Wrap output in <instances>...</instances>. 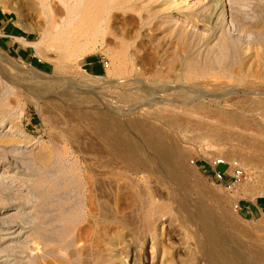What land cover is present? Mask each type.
<instances>
[{
  "label": "rangeland",
  "instance_id": "rangeland-1",
  "mask_svg": "<svg viewBox=\"0 0 264 264\" xmlns=\"http://www.w3.org/2000/svg\"><path fill=\"white\" fill-rule=\"evenodd\" d=\"M114 11L106 38L84 45V55L72 44L58 56L50 39L41 40L42 17L27 0H0V47L13 60L0 54V264H206L162 195L166 184L125 168L89 128L73 102L86 92L93 101L80 104L82 110L89 104L127 109L177 138L189 158L193 189L201 186L224 200L232 246L247 257L264 251V168L247 163L252 149L234 135L263 130L264 137V0H123ZM173 14L185 28L171 26ZM170 116L178 125H170ZM212 121L223 125L227 140L210 134ZM222 152L227 161L213 166ZM236 167L244 172L239 181L232 177ZM214 170L227 179L219 180ZM141 188L147 199L155 197L153 218L141 213ZM251 202L258 208L247 212ZM11 223L22 224L14 244L5 238Z\"/></svg>",
  "mask_w": 264,
  "mask_h": 264
},
{
  "label": "bare ground",
  "instance_id": "bare-ground-1",
  "mask_svg": "<svg viewBox=\"0 0 264 264\" xmlns=\"http://www.w3.org/2000/svg\"><path fill=\"white\" fill-rule=\"evenodd\" d=\"M30 6V9L39 13L43 20V27L41 28V40L50 39L57 49V55L62 54V50L70 47L72 44L80 45L79 47V55H84L86 53V49L83 47L84 45L95 42L100 36H105L106 28L108 25V22L110 18L114 14V10L119 9L123 6V0H27ZM137 1V0H136ZM153 1V0H152ZM202 0H200L201 2ZM206 1V0H204ZM133 2V1H132ZM146 2V1H145ZM155 2V1H154ZM159 2V1H158ZM157 2V4H158ZM178 2V1H177ZM139 3V1H138ZM168 1L166 2V4ZM161 4V2H160ZM169 4V3H168ZM150 5H152L150 3ZM147 6V5H146ZM133 7V6H132ZM156 7V6H155ZM140 8V7H139ZM162 8V7H160ZM166 8V7H165ZM138 9V7H137ZM144 9V8H143ZM170 9V8H169ZM140 10V9H139ZM145 10V9H144ZM154 10V9H153ZM152 10V11H153ZM156 10V9H155ZM154 10V11H155ZM160 9L157 8L156 11ZM166 10V9H165ZM155 11V12H156ZM168 11V9H167ZM118 12V11H116ZM147 12V11H146ZM146 12H144L146 16ZM151 12V11H150ZM164 11H162L163 14ZM148 13V12H147ZM158 13V12H157ZM165 13V12H164ZM169 13V11L167 12ZM166 13V14H167ZM200 13V12H199ZM143 14V12H142ZM150 14V13H148ZM161 14V13H160ZM184 14V13H183ZM186 14V13H185ZM198 15V14H197ZM203 15V14H202ZM163 16V15H162ZM183 16V15H182ZM151 17V16H150ZM158 17V16H156ZM167 17V16H166ZM198 17V16H197ZM147 18V17H146ZM162 18V17H161ZM169 18V17H168ZM141 19V18H140ZM145 19V17L143 18ZM149 19V18H148ZM153 19V18H152ZM151 19V21H152ZM163 19V18H162ZM159 18V20H162ZM185 19V17H184ZM187 19V18H186ZM185 19V20H186ZM158 19L154 20L157 21ZM158 20V21H159ZM164 20V19H163ZM194 20V19H193ZM198 20V19H195ZM205 20V19H204ZM150 21V22H151ZM183 19L176 16V14H173L170 16V20L168 22H174L169 24L171 26H179L180 29L184 27ZM144 22V21H143ZM147 22V21H146ZM145 22V23H146ZM153 22V21H152ZM167 22V23H168ZM193 22V21H192ZM203 22V21H202ZM202 24V23H201ZM142 25V24H141ZM145 25V24H144ZM150 25V24H149ZM152 25V24H151ZM161 25V24H160ZM189 25V24H188ZM194 25V24H193ZM200 25V24H199ZM244 25V24H243ZM159 26V25H158ZM163 26V25H162ZM161 26V27H162ZM197 26V25H196ZM156 27V25H155ZM164 27V26H163ZM162 27V28H163ZM187 27V26H186ZM143 28V27H142ZM154 28V27H153ZM173 28V27H171ZM170 30V33L174 35V31L176 28L172 30L174 33H172ZM185 28V27H184ZM183 28V29H184ZM191 28V27H190ZM108 29V28H107ZM152 29V28H151ZM157 29V28H156ZM155 29V30H156ZM168 29V28H167ZM263 29V28H262ZM261 29V30H262ZM177 30V29H176ZM164 31V30H163ZM178 33L179 30H177ZM181 31V30H180ZM189 31V30H187ZM191 31V30H190ZM189 31V33H190ZM160 32V31H159ZM184 30L182 31V33ZM121 33V32H120ZM188 33V32H187ZM170 34V35H171ZM187 35V34H186ZM173 37V36H172ZM171 37V38H172ZM180 37V36H179ZM104 38V37H103ZM106 38V36H105ZM122 38V37H121ZM40 40V41H41ZM102 40V39H101ZM180 40V39H179ZM263 40V39H262ZM122 41V40H121ZM223 43V42H222ZM34 45V44H33ZM39 46V45H38ZM90 48V46H89ZM247 48H249L247 46ZM70 49V48H69ZM76 50V49H75ZM120 55V52H118ZM117 53V54H118ZM124 53V52H123ZM0 54L5 56L10 61H13L10 56L6 54V52L0 47ZM122 54V53H121ZM126 54V52H125ZM248 54V53H246ZM123 55V54H122ZM124 56V55H123ZM122 56V57H123ZM126 56V55H125ZM129 56V55H128ZM252 56V55H251ZM128 58V57H127ZM254 58V57H253ZM257 62V61H256ZM127 81V80H126ZM136 82V81H133ZM140 82V81H139ZM141 83V82H140ZM144 83V82H142ZM26 84V83H25ZM137 84V83H136ZM209 84V83H208ZM134 85V84H133ZM141 85V84H140ZM211 85V84H210ZM222 85V84H221ZM21 86V85H20ZM145 86V85H144ZM145 87H143L144 89ZM76 89V88H75ZM138 89V88H137ZM140 90V88H139ZM187 90V89H186ZM70 91V90H69ZM80 91V90H79ZM78 91V93H79ZM87 91V90H85ZM90 91H93L90 89ZM72 92V91H71ZM69 92V93H71ZM74 92V90H73ZM74 93H77L76 91ZM50 93V92H49ZM52 93V92H51ZM261 93V92H260ZM64 90V95H65ZM79 95V94H78ZM92 94L89 92L84 93L83 95L75 98H73V102L77 105L78 111H80V114L83 118L88 120L89 128L93 130L96 134L99 135L100 141L103 144V148L109 152H112L114 155L120 157V160L122 159L124 163L125 168L132 170V171H140L143 172L147 171L151 174H155L157 178H159L162 182H164L165 190H161V193L165 198H167L171 204L174 211H175V217L178 218L183 222L186 229L189 231V233L194 238L196 244L198 245L202 257L205 260L204 262L206 264H264V251L255 250L252 254H250L248 257L244 256V254L238 252L235 249V246L233 247L232 244L227 239L228 233L226 231L227 225H229V217L227 215L225 202L220 197H214L211 193H208L207 190H205L201 186L195 187L193 189V185L189 181L190 176L188 178L186 167H188V157L185 153V150L181 147L179 140L177 138L172 137L171 135L164 132L162 129L158 128L157 126L150 124L149 122L143 120L139 117H133L132 112L133 111H121L116 110L113 111L111 108H108L105 106H101L98 104H89L87 110H82V106L80 104L84 103H91ZM67 96V95H66ZM73 96V95H72ZM97 96V95H96ZM253 96V95H252ZM66 99L68 97H65ZM94 99V98H93ZM101 99V97H100ZM185 99V98H184ZM70 100V99H69ZM95 100V99H94ZM100 101L99 99H97ZM187 100V98H186ZM68 102V101H67ZM72 102V101H71ZM183 104V103H182ZM197 104V103H196ZM75 105V106H76ZM80 105V107H79ZM186 105V104H185ZM71 106V105H69ZM73 106V105H72ZM205 106V105H204ZM84 107H87L86 105ZM160 107V106H159ZM163 107V106H162ZM165 107V106H164ZM163 107V108H164ZM207 107V106H206ZM74 108V107H73ZM168 108V107H165ZM180 108V107H179ZM196 108V107H195ZM116 109V108H115ZM121 109V108H119ZM159 109V108H158ZM172 109V108H171ZM166 109V111L170 112L172 110ZM174 109V107H173ZM191 109V108H189ZM198 109V108H197ZM196 109V110H197ZM130 110V109H129ZM162 110V109H161ZM178 110V109H177ZM181 110V109H180ZM179 110V111H180ZM188 110V108H187ZM193 110V109H191ZM263 110V109H262ZM77 111V112H78ZM135 111V110H134ZM202 112V110L200 109ZM208 111V110H207ZM213 111V110H212ZM162 112V111H161ZM176 112V111H175ZM174 112V113H175ZM185 112V111H184ZM198 112V111H197ZM196 112V114H197ZM200 112V113H201ZM260 112V111H259ZM76 113V112H75ZM136 113V112H134ZM164 113V112H163ZM166 113V112H165ZM190 113V112H189ZM193 113V112H192ZM190 113V114H192ZM205 113H207L205 111ZM211 113V112H210ZM213 113V112H212ZM219 113V112H218ZM221 113V112H220ZM144 114V113H143ZM148 114V113H147ZM173 114V112H172ZM178 114V113H177ZM185 114V113H183ZM195 114V113H193ZM217 115V113H215ZM213 113V115H215ZM69 115V114H68ZM123 116V122H121ZM203 115V114H202ZM206 115V114H205ZM204 115V116H205ZM145 116V115H144ZM153 116V115H152ZM168 116V115H167ZM172 116V115H171ZM171 116L169 117L170 125H178L177 122H174L171 119ZM221 116V114H219ZM223 116H226L225 114ZM239 116V115H237ZM236 116V117H237ZM243 116V115H241ZM261 116V115H260ZM68 117V116H67ZM180 117V116H179ZM183 117V116H182ZM181 117V118H182ZM200 117V116H199ZM207 117V116H206ZM216 117V116H215ZM257 117V116H256ZM145 118V117H144ZM147 118V116H146ZM156 118V117H154ZM163 118V117H162ZM164 118L168 120V117ZM173 118V116H172ZM178 118V117H177ZM190 118V117H189ZM203 118V116H202ZM218 118V117H217ZM223 119V117H220ZM225 118V117H224ZM259 118V117H258ZM82 119V118H81ZM212 119V117H211ZM215 119V118H214ZM219 119V118H218ZM219 119L220 121H223ZM230 119V118H229ZM232 119V118H231ZM243 119V118H242ZM248 119V118H247ZM180 123L182 122L181 119ZM200 120V118H199ZM209 120V119H208ZM206 120V122L208 121ZM218 120V121H219ZM236 120V119H235ZM252 120V119H251ZM178 121V120H177ZM216 121V120H214ZM227 121V118H226ZM229 121V120H228ZM247 121V120H246ZM260 121V120H259ZM179 122V121H178ZM192 122V121H190ZM196 122V121H195ZM193 122V123H195ZM213 122V121H212ZM225 122V121H224ZM236 122L238 123L239 120L237 118ZM241 122V121H240ZM55 123V122H54ZM165 123V122H164ZM168 123V122H167ZM198 123V122H196ZM219 123V124H218ZM213 124L209 122L210 127L209 131L210 134L213 136L220 137L221 139L228 138V133L226 130L220 131V122ZM243 123V122H242ZM240 123V124H242ZM58 124V123H57ZM169 124V123H168ZM192 124V123H191ZM201 124V123H200ZM194 124L196 126L200 125ZM224 124V123H223ZM227 124V123H226ZM230 124V122H229ZM233 124V122H232ZM231 124V126H232ZM239 124V123H238ZM86 125V124H85ZM167 125V124H166ZM206 125V123H205ZM235 125V124H234ZM237 125V124H236ZM246 125V124H245ZM256 125V124H255ZM169 126V125H168ZM209 126V125H207ZM206 126V127H207ZM194 127V126H193ZM223 127V125H222ZM233 127V126H232ZM87 128V127H86ZM176 128V127H175ZM180 128V127H179ZM192 128V126H191ZM205 128V127H204ZM230 128V127H227ZM197 129V127H196ZM224 129V128H223ZM232 130V128H230ZM236 129V128H235ZM251 129V128H250ZM89 130V131H91ZM177 130V129H176ZM207 130V129H206ZM231 130H227L230 134ZM234 130V129H233ZM237 130V129H236ZM243 130V129H242ZM254 130V129H252ZM70 131V130H69ZM203 131V130H202ZM239 131V130H238ZM249 131V130H244ZM196 132V131H195ZM235 133L234 131H232ZM255 133V131H252ZM260 132V131H259ZM263 132V130H262ZM261 132V133H262ZM207 133V132H206ZM237 133V131H236ZM239 133V132H238ZM237 133V134H238ZM261 133H255L253 135L246 134L244 135H237L234 134L238 139H245L246 142H248L249 147L252 149V157L247 158L248 164L251 163V165H254L255 167H261L264 168V137ZM94 134V133H93ZM94 134L95 136H97ZM192 134V133H191ZM242 134V132H241ZM77 135V133L75 134ZM73 135V136H75ZM85 135V131L84 134ZM90 135V133H89ZM232 135V133L230 134ZM71 136V135H70ZM80 136V135H79ZM93 137V136H92ZM91 137V138H92ZM197 137V136H196ZM202 137V136H201ZM206 137V136H204ZM234 136H232L233 138ZM235 137V138H236ZM81 138V137H80ZM190 138V137H189ZM208 138V137H207ZM212 138V137H211ZM214 138V137H213ZM212 138V139H213ZM186 139V138H185ZM231 139V138H230ZM95 140V139H94ZM187 140V139H186ZM208 140V139H207ZM211 140V139H209ZM220 140V139H219ZM227 140V139H224ZM236 140V139H235ZM241 141V140H240ZM244 141V140H242ZM94 142V141H93ZM245 142V141H244ZM19 143V142H18ZM99 143V142H97ZM183 143V142H182ZM23 144V143H22ZM21 144V145H22ZM95 144V143H93ZM243 144V143H242ZM241 144V145H242ZM247 144V143H245ZM244 144V145H245ZM90 145H92L90 143ZM100 146V144H98ZM185 145V144H183ZM247 145V146H248ZM14 146V145H13ZM16 146V145H15ZM98 146V147H99ZM246 146V145H245ZM243 146V147H245ZM78 147V146H77ZM82 147V146H81ZM79 148V147H78ZM102 148V146H101ZM100 148V150H101ZM237 148V147H236ZM246 148V147H245ZM234 149V148H233ZM250 149V148H249ZM99 150V149H98ZM95 151V150H93ZM104 151V150H103ZM102 153H105V151ZM248 151V150H247ZM87 152V151H86ZM99 152V153H101ZM224 152V151H223ZM222 152V153H223ZM231 152V150H230ZM228 152V153H230ZM235 152V151H234ZM90 153V152H89ZM93 153V152H92ZM97 153V152H94ZM88 154V153H87ZM91 154V153H90ZM89 154V155H90ZM231 154V153H230ZM233 154V153H232ZM240 154V153H239ZM245 154V153H244ZM104 155V154H103ZM227 155V154H226ZM246 155V154H245ZM95 156V155H94ZM97 156V155H96ZM234 156V155H232ZM98 157V156H97ZM101 157V156H100ZM99 157V158H100ZM190 157V156H189ZM223 158V160L226 162L227 157H225L224 153L223 155L216 156L212 161H217L219 158ZM243 157V156H242ZM249 157V156H248ZM98 158V159H99ZM112 158V157H111ZM114 158V157H113ZM230 158V157H229ZM244 158V157H243ZM85 159V158H84ZM90 160V159H89ZM246 160V157H245ZM86 161V160H85ZM114 159L111 161L113 162ZM105 162V161H104ZM194 162V161H192ZM101 164V163H100ZM109 164V163H108ZM105 167V166H104ZM123 168V167H122ZM191 168V167H190ZM91 171V170H90ZM93 171V170H92ZM126 171V170H125ZM190 173V172H189ZM124 174V173H123ZM101 175V174H100ZM99 175V176H100ZM98 176V175H97ZM195 176V175H194ZM95 177V176H94ZM125 177V176H124ZM99 178V177H98ZM192 178V177H191ZM197 178V176H196ZM127 179V178H126ZM194 179V178H192ZM101 181V180H100ZM192 181V180H191ZM139 182V181H136ZM143 182V181H142ZM159 182V181H158ZM195 182V181H194ZM193 182V183H194ZM103 184V183H102ZM101 184V185H102ZM136 184V183H135ZM141 184V183H140ZM147 184V183H146ZM197 184V183H196ZM152 185V183H151ZM198 185V184H197ZM95 186V185H94ZM137 186V185H136ZM153 186V185H152ZM156 186V185H155ZM129 187V186H128ZM134 187V186H132ZM141 187H143L141 185ZM148 188V187H147ZM147 188L143 189L141 188V201H142V208L143 211L141 212L145 215H149L150 212L153 210V205L155 204L152 197L149 196L150 199H147ZM157 188V186L155 187ZM99 190L98 188H96ZM133 189V188H132ZM150 189V187H149ZM153 189V188H152ZM161 189V188H160ZM101 190V189H100ZM135 191V189H133ZM137 190V189H136ZM149 191V190H148ZM99 192V191H98ZM138 192V190H137ZM136 192V193H137ZM150 192V191H149ZM95 194L96 191H94ZM100 193V192H99ZM154 193V192H153ZM157 193V192H156ZM155 193V194H156ZM195 193L196 198L192 199V194ZM262 193V192H261ZM139 194V193H138ZM149 194V193H148ZM99 195V194H98ZM157 195V194H156ZM97 196V195H96ZM137 196V194H136ZM135 197V196H134ZM138 197V196H137ZM136 197V198H137ZM98 199L100 197H97ZM145 198V199H144ZM144 199V200H143ZM133 200V199H132ZM135 200V199H134ZM137 200V199H136ZM148 200V201H147ZM153 200V201H152ZM159 202V200L157 199ZM98 202H100L98 200ZM139 201H137L138 203ZM164 202V201H163ZM228 202V201H227ZM135 204V201L133 202ZM136 203V204H137ZM101 205L100 203H97V205ZM135 204V205H136ZM158 204V203H157ZM134 205V207H135ZM139 205V204H138ZM165 205V204H164ZM167 205V204H166ZM158 208L160 206L157 205ZM155 206V207H157ZM140 207V206H139ZM153 207V208H152ZM169 209L170 207L167 206ZM103 208V207H102ZM131 208V207H129ZM156 209V208H155ZM154 209V210H155ZM171 209V208H170ZM139 210V209H138ZM137 210V211H138ZM173 210V209H172ZM100 211V210H99ZM102 211V210H101ZM129 211V210H128ZM140 211V210H139ZM158 211V209H157ZM161 211V207L159 209ZM170 211V210H169ZM103 212V211H102ZM130 212V211H129ZM128 212V213H129ZM135 212V211H133ZM2 213V212H1ZM127 213V214H128ZM156 212L154 211V214ZM167 213V212H166ZM169 213V212H168ZM167 213V214H168ZM171 213V211H170ZM174 213V212H173ZM160 214V213H159ZM158 214V215H159ZM129 215V214H128ZM127 217H130L128 216ZM132 215V214H131ZM140 215V214H139ZM172 215V214H171ZM150 218L151 215H149ZM141 217V216H140ZM139 217V218H140ZM144 218V216L142 217ZM141 218V220H142ZM149 218V219H150ZM159 218V217H158ZM173 218V215L171 219ZM157 219V218H156ZM169 219V217H168ZM153 220V219H152ZM160 220V218H159ZM157 220V221H159ZM234 220V219H233ZM124 221V220H123ZM144 221V219L142 220ZM146 221V220H145ZM144 221V222H145ZM164 221V220H163ZM238 221V219H237ZM236 221V223H237ZM150 223L151 221L148 220ZM156 221L152 222L155 224ZM165 222V221H164ZM163 222V223H164ZM171 220L169 221V223ZM4 223V222H3ZM172 223V222H171ZM232 223V222H231ZM230 223V224H231ZM12 224V223H11ZM20 224V223H19ZM19 224H12L8 227L9 232H6V240H9L11 243L17 238H19L22 234V229H20ZM147 224V223H146ZM145 224V226H146ZM162 224V223H161ZM165 224V223H164ZM174 224V223H173ZM9 225V224H6ZM22 225V224H20ZM152 225V224H151ZM157 225V224H156ZM165 226V225H164ZM175 226V225H174ZM233 226V225H232ZM5 227V226H4ZM149 227V226H148ZM162 225H160V228ZM7 228V227H6ZM177 228V227H176ZM148 229V228H147ZM147 229H145L147 231ZM162 229V228H161ZM174 229V228H173ZM237 229V227H236ZM7 230V231H8ZM230 230V229H229ZM150 231V230H149ZM236 231V230H235ZM242 231V230H241ZM152 233V232H151ZM149 233V234H151ZM177 233V232H176ZM181 233V232H180ZM146 234V233H145ZM186 235V234H185ZM176 236V235H175ZM182 236V234H181ZM177 238V237H176ZM182 238V237H181ZM146 239V238H145ZM152 239V238H151ZM186 238L184 237V240ZM3 240V239H2ZM148 240V239H147ZM8 241V242H9ZM181 241V240H180ZM187 241V240H186ZM189 241V240H188ZM9 242V244H10ZM182 242V241H181ZM185 242V241H184ZM187 243V242H185ZM14 244V243H13ZM234 244V243H233ZM7 245V244H6ZM183 246V245H182ZM187 247V246H186ZM239 247V246H238ZM240 248V247H239ZM257 249V248H256ZM9 250V249H8ZM3 252V251H2ZM5 253V252H3ZM149 253V252H148ZM164 254V253H163ZM1 255V254H0ZM4 255V254H3ZM7 255V253H6ZM5 255V256H6ZM20 256V255H19ZM116 256V255H115ZM166 256V255H165ZM4 258V257H3ZM7 259V258H6ZM146 259V257H145ZM148 259V258H147ZM167 259V258H166ZM164 261V259H163ZM167 261V260H166ZM4 262V261H3ZM145 262V261H144ZM2 264V263H1ZM149 264V263H148Z\"/></svg>",
  "mask_w": 264,
  "mask_h": 264
},
{
  "label": "built area",
  "instance_id": "built-area-1",
  "mask_svg": "<svg viewBox=\"0 0 264 264\" xmlns=\"http://www.w3.org/2000/svg\"><path fill=\"white\" fill-rule=\"evenodd\" d=\"M107 64V63H106ZM213 166H218V165H223L225 164V161L223 160V158H219L217 161H214L212 162ZM215 174H216V177L221 180V181H224L225 179H227V175L225 173H222L221 171H216L214 170ZM232 177L236 180V181H239L242 179V177L244 176V172L242 169H239V168H235L234 170V173H232ZM260 215L262 217H264V208H262L260 210Z\"/></svg>",
  "mask_w": 264,
  "mask_h": 264
},
{
  "label": "crops",
  "instance_id": "crops-1",
  "mask_svg": "<svg viewBox=\"0 0 264 264\" xmlns=\"http://www.w3.org/2000/svg\"><path fill=\"white\" fill-rule=\"evenodd\" d=\"M262 204L264 205V202H262ZM244 208H246L247 209L246 211L248 212V210H250L251 208H253V209L258 208V204L251 202V203H248L247 205H245ZM261 208H263V207H261Z\"/></svg>",
  "mask_w": 264,
  "mask_h": 264
}]
</instances>
